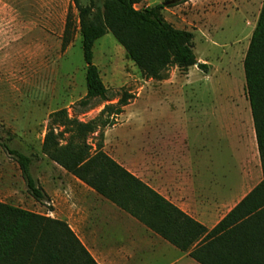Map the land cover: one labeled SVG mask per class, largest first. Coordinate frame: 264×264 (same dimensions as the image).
Segmentation results:
<instances>
[{
    "label": "rangeland",
    "instance_id": "374dc122",
    "mask_svg": "<svg viewBox=\"0 0 264 264\" xmlns=\"http://www.w3.org/2000/svg\"><path fill=\"white\" fill-rule=\"evenodd\" d=\"M166 1L145 0L138 9ZM263 2L190 0L167 7L164 19L177 30L193 33V51L207 68L170 67L160 80L145 78L114 36L107 34L95 44L94 64L109 90L110 101L95 100L81 106L80 101L87 96V66L79 13L73 1L0 0V203L42 216L63 211L65 199L82 205L85 212L101 208L97 196L51 162L42 148L53 113L66 110L71 119L88 123L107 105H116L125 96L131 97V107L124 109L127 112L117 118L116 125L90 136L89 144L94 149L99 144L105 149L108 131L134 118L141 119L134 120L128 131L135 140H143L146 133H157L156 127L165 138L195 135L193 126L203 120L210 125L204 134L221 141V147L228 151L225 158L230 161L232 150L243 148L240 121L254 129L244 62ZM69 18L76 32L72 44L64 49ZM184 117L192 118L193 124ZM155 118L169 120L157 123L152 120ZM126 126L110 136L120 135ZM7 141L11 148L33 159V176L50 197L49 202L39 203L28 193L19 164L1 145ZM59 190L62 196H55L53 192Z\"/></svg>",
    "mask_w": 264,
    "mask_h": 264
},
{
    "label": "trees",
    "instance_id": "16d2710c",
    "mask_svg": "<svg viewBox=\"0 0 264 264\" xmlns=\"http://www.w3.org/2000/svg\"><path fill=\"white\" fill-rule=\"evenodd\" d=\"M79 13L87 96L80 101L109 102L100 71L94 64V47L111 33L147 79L160 80L170 67L206 70L193 51L194 35L175 29L163 11L190 0H167L138 9L145 0H72ZM101 3V4H99ZM76 28L69 18L63 47L74 39ZM247 95L264 175V2L245 62ZM130 98L107 105L100 115L83 123L66 110L51 115L43 154L53 163L94 190L98 195L162 237L200 264H264V179L212 231L196 222L152 188L130 174L105 152L96 149L90 136L116 125ZM20 166L28 193L39 203L50 197L33 176V159L1 143ZM0 264H98L67 223L0 203Z\"/></svg>",
    "mask_w": 264,
    "mask_h": 264
},
{
    "label": "crops",
    "instance_id": "0c3cea01",
    "mask_svg": "<svg viewBox=\"0 0 264 264\" xmlns=\"http://www.w3.org/2000/svg\"><path fill=\"white\" fill-rule=\"evenodd\" d=\"M166 119L169 120H152L162 123ZM184 119L188 124L192 123V118ZM134 120L141 119H131L128 126L124 123L108 131L104 152L209 231L263 182L255 128L252 130L249 123L240 121L243 148L237 150L235 147L228 161L225 158L228 151L221 147V141H214L210 133L204 134L210 125L203 120L193 126L195 135L187 133L165 138L161 128L156 127L158 132L144 134L143 140H135L136 137L128 133ZM123 126H126L125 131L120 135L110 136ZM142 129L145 130L141 128L140 131ZM76 180L97 196L101 208L85 212L82 205L70 204L65 199L63 211L45 216L67 223L98 264H200L189 253L180 251ZM53 194L62 196L60 190Z\"/></svg>",
    "mask_w": 264,
    "mask_h": 264
},
{
    "label": "water",
    "instance_id": "95a60500",
    "mask_svg": "<svg viewBox=\"0 0 264 264\" xmlns=\"http://www.w3.org/2000/svg\"><path fill=\"white\" fill-rule=\"evenodd\" d=\"M163 5H164V7H167L168 4L167 3H164Z\"/></svg>",
    "mask_w": 264,
    "mask_h": 264
}]
</instances>
